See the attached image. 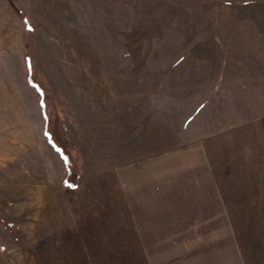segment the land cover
<instances>
[{"label":"rangeland","instance_id":"374dc122","mask_svg":"<svg viewBox=\"0 0 264 264\" xmlns=\"http://www.w3.org/2000/svg\"><path fill=\"white\" fill-rule=\"evenodd\" d=\"M0 247L264 264V0H0Z\"/></svg>","mask_w":264,"mask_h":264},{"label":"trees","instance_id":"16d2710c","mask_svg":"<svg viewBox=\"0 0 264 264\" xmlns=\"http://www.w3.org/2000/svg\"><path fill=\"white\" fill-rule=\"evenodd\" d=\"M30 74L28 76V82L30 85L34 86L36 90L41 94V97L46 100L48 99V96L46 94L45 86L44 84L37 79L35 71H32L31 68H29ZM46 119V129L45 134L48 136V140L50 144L60 152V154L66 159L69 169L67 171V175L64 179V182L67 186L75 188L77 184V180L79 177L76 164L73 161L72 154L68 150L67 143L62 139L59 129L57 127V117H54L53 119L48 118L45 115ZM2 248L0 247V251Z\"/></svg>","mask_w":264,"mask_h":264}]
</instances>
